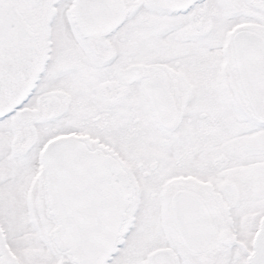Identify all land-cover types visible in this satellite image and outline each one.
<instances>
[{
    "label": "snow or ice",
    "instance_id": "obj_1",
    "mask_svg": "<svg viewBox=\"0 0 264 264\" xmlns=\"http://www.w3.org/2000/svg\"><path fill=\"white\" fill-rule=\"evenodd\" d=\"M0 264H264V0H0Z\"/></svg>",
    "mask_w": 264,
    "mask_h": 264
}]
</instances>
